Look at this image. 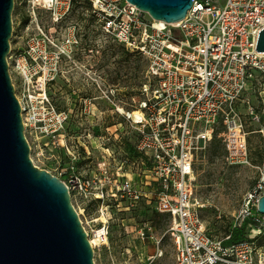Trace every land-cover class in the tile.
I'll list each match as a JSON object with an SVG mask.
<instances>
[{"label":"built area","instance_id":"2783aa9c","mask_svg":"<svg viewBox=\"0 0 264 264\" xmlns=\"http://www.w3.org/2000/svg\"><path fill=\"white\" fill-rule=\"evenodd\" d=\"M147 15L127 0H14L17 47L7 61L30 159L65 183L94 253L126 235L110 232L107 220V210L126 201L129 210L141 203L165 216L175 264H264V173L222 237L207 230L195 198L216 139L231 165L246 166L248 123L264 136V53L256 50L264 0H194L186 18L170 24L173 34ZM106 40L141 57L138 95H122L118 75L106 83ZM60 82L86 88L70 108L55 101ZM108 112L126 119L133 143L124 120L102 131Z\"/></svg>","mask_w":264,"mask_h":264},{"label":"water","instance_id":"95a60500","mask_svg":"<svg viewBox=\"0 0 264 264\" xmlns=\"http://www.w3.org/2000/svg\"><path fill=\"white\" fill-rule=\"evenodd\" d=\"M154 20L177 24L194 0H127ZM14 0H0V264H96L65 183L35 167L7 58ZM256 50L264 53V29ZM264 215V196L258 204Z\"/></svg>","mask_w":264,"mask_h":264},{"label":"rangeland","instance_id":"374dc122","mask_svg":"<svg viewBox=\"0 0 264 264\" xmlns=\"http://www.w3.org/2000/svg\"><path fill=\"white\" fill-rule=\"evenodd\" d=\"M11 45L17 47L16 41L11 39ZM103 46L104 51L102 54L104 57L102 55L99 59L100 61L101 59L102 61L104 60L103 77L106 83L112 82L114 84L118 75L120 93L122 95L125 94L128 98L131 94L138 95V89L141 83H143L145 70V64L141 57L135 53L121 49L122 47L112 41H104ZM136 67L138 68L137 70H135ZM118 70L119 74H117ZM59 87L62 89L59 88L58 97L55 101H58V104L62 106L67 105L68 108L72 107L71 103L74 104L76 103L75 101L79 102L80 98H77V95L81 97L83 90L86 89L76 82L67 87L63 82H60ZM134 88L137 90L133 93ZM260 90L263 91L264 87ZM66 91H68V94H66ZM70 91H74L76 96L71 97ZM136 101V105H138L139 99ZM125 102L135 105L132 100H125ZM74 115L73 119H77V115ZM95 118L97 119V117ZM120 119L121 121L124 120L122 122L124 123L126 132L129 133V142L133 143L137 138V134L127 129L126 119L121 117ZM119 120L115 115L108 112L101 116L99 124L103 125L102 131H105L111 124H115ZM247 120L248 117H246ZM96 121L98 122V120ZM116 129H111L109 133L112 135ZM259 129L261 127L258 124L251 125L248 123L246 126L250 165H231L224 157L223 145L218 141V154L216 158L211 159L208 165L201 167L198 171L195 198L202 205L200 213L207 230L214 235L222 237L233 229V217L240 210L245 195L260 182L262 173H264V136L258 132ZM83 133L84 131H81L79 136H82ZM103 133V135H106L105 133L107 132ZM125 135L123 133L115 144L119 143V141L123 142L122 136ZM96 161L94 160L92 164L87 162L84 168L85 166H90L92 170L95 169ZM37 164L39 167L44 168V163L37 162ZM114 203V201L106 202V204ZM127 204L124 201L120 203L118 210H107L109 214L107 219L109 231L112 232L118 227L121 228L120 230L124 227H132L134 233L124 235L118 242L111 244L107 251L104 249L103 253L95 251V263L175 264L173 244L170 238L167 235L165 236L167 231L165 216L156 212L152 214L150 211L144 210L141 203L135 210H129ZM139 230L144 231V238L136 234Z\"/></svg>","mask_w":264,"mask_h":264},{"label":"bare ground","instance_id":"6f19581e","mask_svg":"<svg viewBox=\"0 0 264 264\" xmlns=\"http://www.w3.org/2000/svg\"><path fill=\"white\" fill-rule=\"evenodd\" d=\"M148 16V20H149V22L152 24V25H154V26H156V27H159V28H164V29H166V30H168V31H170V32H172V34H173V29H172V27H171V25L170 24H166V23H164V22H161V21H156V20H154L150 15H147ZM136 115H138V114H136ZM122 232L124 233V234H126V235H130V234H132V233H134V229L132 228V227H124L123 229H122ZM102 233V232H101ZM119 235V233H117V236Z\"/></svg>","mask_w":264,"mask_h":264},{"label":"trees","instance_id":"16d2710c","mask_svg":"<svg viewBox=\"0 0 264 264\" xmlns=\"http://www.w3.org/2000/svg\"><path fill=\"white\" fill-rule=\"evenodd\" d=\"M121 49L124 50V48L122 47ZM138 68L136 67L135 70H137ZM219 140H215L214 144H213V148H212V160L216 158L217 154H218V150H217V144L220 142H218ZM221 143V142H220ZM234 238L235 240H240L239 239V234L234 232Z\"/></svg>","mask_w":264,"mask_h":264},{"label":"flooded vegetation","instance_id":"af4514ba","mask_svg":"<svg viewBox=\"0 0 264 264\" xmlns=\"http://www.w3.org/2000/svg\"><path fill=\"white\" fill-rule=\"evenodd\" d=\"M117 74H119V70H118V73Z\"/></svg>","mask_w":264,"mask_h":264}]
</instances>
